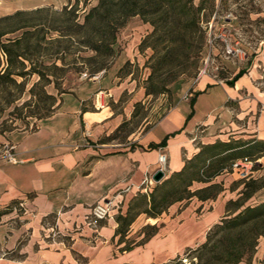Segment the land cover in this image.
Here are the masks:
<instances>
[{"label": "rangeland", "instance_id": "374dc122", "mask_svg": "<svg viewBox=\"0 0 264 264\" xmlns=\"http://www.w3.org/2000/svg\"><path fill=\"white\" fill-rule=\"evenodd\" d=\"M148 1L139 0L140 4L147 5L146 11L148 12L145 17L131 16L117 28L116 41L112 46L113 53L110 57H98L87 49L83 43L89 39L86 34H71L72 37L69 41L61 40L60 43L45 45V21H43L45 12L28 18L21 17L20 21L2 24V29L23 22L40 25L29 35L25 50L29 60L24 61L25 71L35 68L44 75L54 73L58 89L54 88L53 83L44 86L47 93L56 97L55 104L51 106L50 102L45 100L42 95V87L46 81L42 79L36 86V83L39 82L37 74L16 78L17 83L24 81L23 94L14 85L7 84V90L4 89L5 87H0V160L7 161L8 155L14 154V143L20 134L34 131L41 118H46V114L51 116L57 111L63 97L62 93L73 94V96L83 99L82 109L93 113L103 111V115L110 114L114 118L117 117L123 126L115 134L114 139L126 142L127 136L133 139L147 132L176 102L190 99L191 94H194L193 89L200 80L205 79L213 84L227 83L242 70L245 71L244 78L251 85V90L248 92L243 89L240 97L242 100L250 101L257 96L260 102L255 106L251 119L248 117L242 122L235 121V123L241 129L245 126L244 128L250 131V134H253V131L257 132L259 125L264 126V0H174L175 9L161 10L154 15L151 14ZM7 3L13 7L48 8L51 12H60L64 7L72 8L75 9V21L82 23L85 12L95 6L97 0H8ZM185 3H190L196 10V25L192 24L194 20L190 15L181 10V4ZM5 6L4 4L0 5L1 8ZM164 9L166 10V8ZM27 19L28 21H26ZM54 20L56 21H50L54 27L64 29L61 21H58L57 18ZM151 22L158 27L154 35H151L154 30ZM74 32L76 31L73 27L71 33ZM21 33L22 30L5 36L3 40L21 36ZM56 36L57 34H53V37ZM40 39L42 40L39 43ZM21 46L23 47L24 43ZM57 51L59 53L56 55ZM51 60L54 61L57 70L52 68ZM102 61L106 63L105 69L89 78L92 69L99 66ZM151 72L154 73V77L148 83L147 80ZM49 78L51 79V77ZM151 86L165 90L161 94L145 96V87ZM33 87L37 96L30 99L29 91ZM8 93L9 97L10 93L12 94L11 101L19 99L9 105L7 103ZM100 102H102L103 108L99 107ZM260 120L263 121V124L259 123ZM204 129V126L199 125L195 130L194 146L199 147V150L205 142L200 139L207 133ZM90 132L91 129L87 128V133ZM230 133L233 131L225 130L224 132L229 137ZM114 145H117V142ZM135 146L136 143L130 145L132 148ZM182 156L186 160L184 155ZM203 157H194L192 164L194 173L198 172L197 179L204 181L207 169L198 170L204 163ZM247 157L249 160L261 157L256 166L252 167L254 172L249 175L248 180H236L238 176L232 175L229 165L233 160L223 163L225 168V171L221 172L224 175L223 180L228 179L226 183L229 187H240L241 192L244 183L255 181L252 187H260L259 190H261L264 188V153L256 154L255 157ZM167 162L168 158L163 170L167 177H164L159 183L153 182L152 179L151 184L143 183L129 202H126V198L121 202L116 200L118 207L115 209L112 219L102 221L105 223L108 221L117 222L119 218L125 216L129 204H133V212L137 214L131 222L132 225L130 224L131 227L126 228L129 230L128 244L140 241L143 235L148 237L152 232L148 227L141 228L142 223L149 215L143 212L148 208L153 209V205L149 207L148 203L154 201L160 207L158 208L160 211L159 220L155 222L156 225L169 222L171 215H175L176 209L179 210L185 203L187 205V199L179 203L171 201L170 204L167 203L178 195L185 196L182 192L184 185L179 180H172L158 186L170 177L167 172ZM157 170L158 168L155 171ZM227 173L228 175H226ZM222 181L221 183L224 182ZM156 186L157 188L154 189ZM199 187H202L201 183L193 182L189 190L195 191ZM215 190L217 189L208 192L209 194L212 192L213 195ZM165 195L167 201L161 203L160 200ZM142 196H145L146 202L141 201ZM240 197L234 201L235 204H230L231 212L236 208L237 203L243 204V206L247 203L252 206L260 204L264 200V190L254 199L244 201L243 197ZM133 199H136L134 203L131 202ZM193 201L196 200L193 199ZM171 205L173 206L170 207ZM11 207L15 208L16 213L22 209L17 204L10 205L6 209ZM6 209L3 211L6 212ZM195 209L189 206L180 213L177 222L183 220V223L171 232L172 237L178 241L195 235L200 238L199 228L202 225L196 224L194 216H191L192 213H195ZM16 213L3 218L0 223V241L3 248L5 246L3 238H6L11 230L22 225V218L17 217ZM138 215L140 217L137 219ZM51 221L52 219L47 220L49 223ZM220 221L216 224L221 225ZM119 223L123 225L120 221ZM147 223L152 225L150 221ZM85 224L90 228H95L100 223L98 225L90 224V220L86 219ZM216 224L209 228L213 249L204 253V262L227 264L228 260L241 255L242 261L251 264L255 259L264 257V235L262 234L264 233V221L256 225H253V222L247 226L226 230L223 227L217 228ZM26 232V225L22 226L19 230V238L24 240L28 235ZM55 236L52 235L50 238H55ZM185 252L183 251L178 256V260L175 259L168 264H200L199 252L194 251L186 254ZM262 263H264V259Z\"/></svg>", "mask_w": 264, "mask_h": 264}, {"label": "crops", "instance_id": "0c3cea01", "mask_svg": "<svg viewBox=\"0 0 264 264\" xmlns=\"http://www.w3.org/2000/svg\"><path fill=\"white\" fill-rule=\"evenodd\" d=\"M7 2L0 0V5H6L0 7V17L36 8L13 7ZM244 75L231 86L200 80L190 99L176 102L147 132L133 139L127 136L126 142L108 140L120 124L117 117L82 109L83 99L62 93L53 115L41 118L34 131L17 137L14 161L0 160V211L15 204L22 208L19 213L12 207L6 209L0 217V223L14 213L22 218V225L3 238L4 248L0 241V264H166L186 249L201 244L211 226L228 213L234 214L236 209L227 212V203L242 195L240 187H229L222 173L207 182H199L202 187L196 189L218 185L221 190L214 198L187 199V205L176 209L165 224H155L159 217L146 218L141 228L148 227L152 232L148 237H139L140 241L128 244L131 226L121 235L116 221L101 222L105 224L90 228L85 220L96 203L115 196L119 202L124 198L129 202L143 183L151 184L161 153L168 158V175L178 172L185 162L182 155L188 160L199 152V147L194 146L199 125L207 132L200 137L205 141L202 146L252 139L264 141V126L259 125L257 132L250 134L245 126L241 129L235 123L251 119L260 102L257 96L250 101L240 97L243 89L251 90ZM191 99H194L192 105ZM87 128L91 129L90 133ZM225 130L233 131L230 137L224 134ZM164 139L160 148L158 145ZM132 143H136L133 148ZM263 190H257L250 199ZM189 206L196 208L191 216L196 224L202 225L200 238L195 235L178 241L171 232L181 226L183 220L177 222V218ZM246 206L252 204L247 203L236 212ZM48 219L52 221L49 223ZM25 225L28 235L22 240L18 234ZM52 235L55 238H50ZM263 259H255L251 264H264Z\"/></svg>", "mask_w": 264, "mask_h": 264}, {"label": "trees", "instance_id": "16d2710c", "mask_svg": "<svg viewBox=\"0 0 264 264\" xmlns=\"http://www.w3.org/2000/svg\"><path fill=\"white\" fill-rule=\"evenodd\" d=\"M150 1V2H149ZM148 1V7L151 10V14H158L161 10L169 11L170 9H175V2L174 0H149ZM131 3V4H129ZM147 5L140 4L139 0H97V4L93 7H91L88 11L85 12L83 16L82 23H79L76 20L75 15V9H68L67 7H64L60 12H51L48 8H39L35 9L33 11H16L10 15H6L3 17H0V87L7 90V84L14 85L18 87L23 94L24 92V81L21 83H17L16 78H24L26 75H32L37 74L39 76V82L36 83V86L40 84V80H45L46 83L42 87V95L44 96L45 100H48L53 106L56 102V97L52 94L47 93L44 90V86L49 85L50 83L54 84V88L57 90L58 85L56 84V76L54 73L47 75L43 74L41 71H37L35 68L31 69L30 71H25L24 67V61L29 60V58L26 56L25 50L27 49V44L29 41V35L33 32L35 28L40 26L39 24H30L28 22L23 23H16L12 24L9 28L2 29V24L6 22H14V21H20L19 19L21 17H30L37 14H41L45 12V45L47 44H54V43H60L61 40H70L72 35L75 34H86L89 39L87 41H84V46L87 47V49L91 50L95 53L96 56H105L110 57L113 53L112 46L116 41L115 32L119 26H122L125 20L131 16H142L145 17L147 15L146 12ZM166 8V10L164 9ZM181 10L190 15V17L194 20L192 21L193 25H196L197 21H195V14L196 10L191 6L190 3L181 4ZM175 16V13H173ZM57 18L58 21H61L62 25L64 26V29H61L60 27H54L50 21H56L54 20ZM28 21V19L26 20ZM11 24V23H10ZM152 26L154 27V30L151 35H154L158 27H156L155 23H152ZM75 28L74 33H71L72 28ZM21 36L15 37V38H7L3 40L5 36L12 35L18 31H21ZM53 34H57L56 37H53ZM44 39V38H43ZM42 39L38 40L40 43ZM66 41V42H68ZM22 43H24V46L22 47ZM39 43H37L39 45ZM37 45V48H38ZM24 48V49H21ZM59 51H57L55 54L57 55ZM53 57V55H52ZM50 57V58H52ZM51 66L54 70H57L58 68L55 66V63L53 60L50 61ZM106 63L102 61L99 66L92 69V71L89 73V77L93 74L98 73L99 71L105 69ZM18 66V67H17ZM245 71H239L230 81L227 82L228 85H232L238 78H240ZM51 77V79L49 78ZM154 73L151 72V74L148 77V83H150L153 80ZM53 78V79H52ZM35 86V87H36ZM4 90L5 93L7 91ZM34 87L30 89L29 91V97L30 99L36 98V94L34 92ZM165 89L163 88H154V87H145V96L149 95H156L163 93ZM3 91V90H2ZM20 93V94H21ZM12 94L10 93V97ZM9 97V93L7 94L8 101L7 103L9 105L13 104L15 100H18L19 98L13 99L11 101V98ZM10 98V100H9ZM194 99L190 100V104L192 105ZM27 103V102H25ZM24 103V104H25ZM28 105V104H27ZM50 114H46L45 117H49ZM123 124H120L113 134L108 138V140L114 139L115 134L122 128ZM165 139L158 145L160 148L164 146ZM151 147H154L151 145ZM262 147V149H260ZM264 153V141H258V140H248V141H229V142H215L211 145H206L200 147V150L198 153H196L191 159L185 160L183 167L178 171L173 173L168 179L160 183L161 186L163 184H166L172 180H179L181 183H183L184 187L182 189V192L185 194V196L178 195L169 202H181L185 199H189L193 196L197 197L199 200H206L208 198H214L216 194L221 190L218 185H211L209 187L190 191L189 187L191 186L192 182H207L210 180V178L220 174L225 168L223 167V163L228 160H235L238 159H248L247 156H253L259 155ZM203 157L204 163L200 169H207L205 180L197 179L198 172L194 173L192 159L194 157ZM263 157V156H262ZM261 157L254 158L250 161H255ZM249 160V159H248ZM232 163V162H231ZM230 163V165H231ZM229 165V169H230ZM192 170V171H190ZM255 181H249L248 183H244L243 191L241 192V197H243L244 201L250 199L252 195L259 190L258 187L253 188L252 185ZM252 187V188H251ZM157 188L154 187V189ZM212 189H217L213 193V195L209 192L212 191ZM209 191V192H208ZM217 191V192H216ZM136 199L131 200L132 203L135 202ZM141 201L146 202L147 199L145 196L141 197ZM161 203H166L167 197L166 195L162 197V200H160ZM171 201V202H170ZM153 202V204H152ZM149 204V207L153 205V209H146L143 213L149 214L148 218H156L159 216L160 211H158V205L152 201ZM237 202V201H236ZM160 203V206H161ZM235 204V202L229 201L227 203V212H229L230 204ZM243 204H236V210H238L240 207H242ZM162 207V206H161ZM234 211V214L227 215L225 218L221 219L220 223L221 225L216 224L215 226L217 228L223 227V229H230V228H236L238 226H247L254 222L253 225L259 224L260 222L264 221V201L260 204H257L255 206H246L243 207L240 211L236 212ZM236 212V213H235ZM5 213V211H0V217ZM137 213L133 212V204H129L128 210L124 217H121L118 219L117 223L119 224L118 233L123 235L126 231V228H128L133 221L134 217ZM119 221L123 224L120 225ZM219 223V224H220ZM224 224L225 227H224ZM210 229L206 233L205 240L200 245L196 246L195 248H188L185 251L186 253L189 252H199L200 255L198 257V260L200 264H209L208 262H204L203 255L205 252L211 251L213 249L212 244V236L209 233ZM260 234V233H258ZM264 235V233H262ZM175 259H179L176 257ZM175 259L169 261L168 263L173 262ZM242 261V256L237 255L235 258L230 259L227 261V264H237ZM166 263V264H168Z\"/></svg>", "mask_w": 264, "mask_h": 264}, {"label": "built area", "instance_id": "2783aa9c", "mask_svg": "<svg viewBox=\"0 0 264 264\" xmlns=\"http://www.w3.org/2000/svg\"><path fill=\"white\" fill-rule=\"evenodd\" d=\"M90 78V77H89ZM98 101L96 100V104ZM99 107L103 108L102 102L99 103ZM260 159V158H259ZM259 159L250 161L248 159H238L231 163L230 171L238 176L239 179H248L251 173H253V166H256ZM167 156L161 153L158 156V170H164L166 165ZM8 161H14L13 155H8ZM116 197L103 200L101 203H96L90 208L87 220H90V224L98 225L102 221L112 219L115 209L118 207V201Z\"/></svg>", "mask_w": 264, "mask_h": 264}, {"label": "water", "instance_id": "95a60500", "mask_svg": "<svg viewBox=\"0 0 264 264\" xmlns=\"http://www.w3.org/2000/svg\"><path fill=\"white\" fill-rule=\"evenodd\" d=\"M164 176L165 174L162 170H157L153 173L151 179L153 182L159 183L164 178Z\"/></svg>", "mask_w": 264, "mask_h": 264}]
</instances>
